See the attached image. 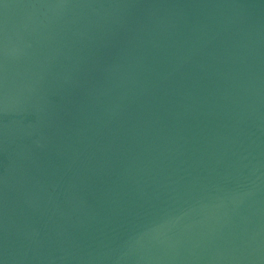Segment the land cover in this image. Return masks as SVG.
I'll return each instance as SVG.
<instances>
[{"label": "water", "instance_id": "1", "mask_svg": "<svg viewBox=\"0 0 264 264\" xmlns=\"http://www.w3.org/2000/svg\"><path fill=\"white\" fill-rule=\"evenodd\" d=\"M0 264H264V0H0Z\"/></svg>", "mask_w": 264, "mask_h": 264}]
</instances>
